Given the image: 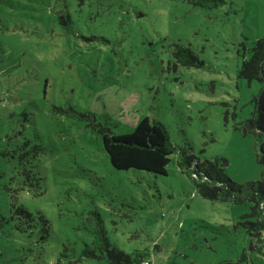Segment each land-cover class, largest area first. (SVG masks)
<instances>
[{"label":"rangeland","instance_id":"obj_1","mask_svg":"<svg viewBox=\"0 0 264 264\" xmlns=\"http://www.w3.org/2000/svg\"><path fill=\"white\" fill-rule=\"evenodd\" d=\"M261 38L264 0H0V264H110L105 237L154 264H264L251 203L203 197L178 164L184 148L260 180L238 124L264 88L241 75ZM145 117L177 147L166 175L104 149L99 129Z\"/></svg>","mask_w":264,"mask_h":264},{"label":"trees","instance_id":"obj_2","mask_svg":"<svg viewBox=\"0 0 264 264\" xmlns=\"http://www.w3.org/2000/svg\"><path fill=\"white\" fill-rule=\"evenodd\" d=\"M252 50V57L244 62L241 75L249 80H264V38L259 39ZM176 54L188 66L201 65L200 59L189 48L179 45ZM254 101V118L239 123L238 128L244 134H255L257 160L263 167L260 180L237 183L225 174L218 161L201 162L184 148L179 149L178 164L194 179L203 197L234 204L251 203V211L244 216V224L259 244L260 238H264V88ZM99 131L104 149L117 170L136 169L166 175L171 155L177 151L166 127L159 121H151L149 117L140 120L135 130L127 135L114 134L109 128ZM25 174L29 177L30 172L25 171ZM104 249L110 264H142L149 260L146 255H130L111 246L106 237Z\"/></svg>","mask_w":264,"mask_h":264},{"label":"built area","instance_id":"obj_3","mask_svg":"<svg viewBox=\"0 0 264 264\" xmlns=\"http://www.w3.org/2000/svg\"><path fill=\"white\" fill-rule=\"evenodd\" d=\"M142 264H154V262L151 259H149L148 262L144 261Z\"/></svg>","mask_w":264,"mask_h":264}]
</instances>
